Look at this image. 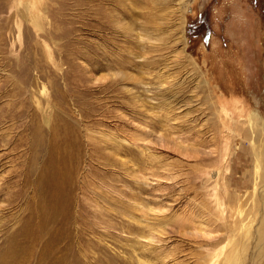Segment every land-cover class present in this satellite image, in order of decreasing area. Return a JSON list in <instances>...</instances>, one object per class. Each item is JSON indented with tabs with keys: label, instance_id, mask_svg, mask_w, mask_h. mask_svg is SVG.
<instances>
[{
	"label": "rangeland",
	"instance_id": "rangeland-1",
	"mask_svg": "<svg viewBox=\"0 0 264 264\" xmlns=\"http://www.w3.org/2000/svg\"><path fill=\"white\" fill-rule=\"evenodd\" d=\"M250 124L264 163V0H0V264H204L211 239L140 211L240 207L229 244L264 264ZM159 135L221 153L220 178Z\"/></svg>",
	"mask_w": 264,
	"mask_h": 264
},
{
	"label": "bare ground",
	"instance_id": "bare-ground-1",
	"mask_svg": "<svg viewBox=\"0 0 264 264\" xmlns=\"http://www.w3.org/2000/svg\"><path fill=\"white\" fill-rule=\"evenodd\" d=\"M27 8H28L27 4L25 3V5H24L25 11H27ZM31 18L36 21V17L35 18L31 17ZM176 118L177 117L165 114L166 122H169L168 124L171 127H173V128H170V130H171L170 133H172V134L179 132V131H176V129H174L175 127H177L179 125V124L174 123V120ZM234 125H235V121L230 123L231 127L227 126V128L229 130V134H228L229 137H230V134L233 135L235 133V126ZM257 128H259V127H257ZM248 131H249L248 138H249L250 142L248 141V138H247V141L249 142V144L252 148V155L255 157L254 160L256 162L255 176L254 177L252 176L254 178L253 189H252L253 193L255 194L254 195V206L260 207V203H258L256 198L258 197V194H260V197H262V198L264 197V189L263 188L260 189L261 186L259 185V180H258V178L261 177V171L262 170H263V175H264V163L262 162V160H260V158L258 157V155L254 151L253 139L255 138V136H257V138H262L263 134H262V131L260 129L254 130L253 124L249 125ZM184 133H186V132H184ZM157 138L160 141L167 139L163 135H159V136H157ZM167 140L169 142L173 143V145L176 148H178L181 152H185V154L187 156H193L194 158H196L197 161H202L205 158L211 159L212 160L211 163L214 166H216V168L211 171V176L215 180H218L220 178L221 169L223 168L221 165H222V163H224L223 159H220L221 153H218V152L214 153L213 151H210V150H204V148H200V146H202V145H200V144L196 145L195 143H192V142L190 143V139L188 137H186L183 140V139H181L180 135H175V137H169V139H167ZM187 140H188V142L185 144L184 141H187ZM227 143H228L227 141L222 142V144L225 145L223 147V149H224L223 150V156L226 155V153H227V148H226ZM143 150H146L150 155L153 154L152 148H150V146L144 145ZM216 155H218V156H216ZM215 161H217V162L215 163ZM224 170H225V167H224ZM169 178L170 179L172 178V176H170V174H169ZM218 195H217V197L219 199ZM217 203H218V201H217ZM166 208H168V207H166ZM138 211H140V210H138ZM159 211H161V209L157 210L156 214L155 213L154 214L148 213V211H145L144 209H142V211H140L143 216L147 217V215H154L156 217L155 219H161L162 220L161 223L160 222H158V224L156 223L157 226L156 225L149 226L150 232L151 231L152 232L157 231V233H160V232L162 233V232H164L165 229H168V225L170 224L171 228H172V226H174L176 231L182 237H185V239L187 238L188 241H194V240H192V238L197 239L199 237L211 239L212 242H211V244H208V245L213 246V248H212V251H210L211 253H209V251L207 250L208 252H207L206 256L204 257V261H203L204 264H216L217 260H219L218 264H242V260L244 259V257H239L241 254L238 251L237 247L239 245L243 244V239L241 240L242 244H236L234 247H232V244H229L231 242V238L234 237V235L236 236L237 234L239 236H242L246 242H249V240H250V231H252L250 229V225H251L252 221H254L253 219L255 217L253 218V215H250V217L246 219V216L243 214L244 211L242 210V207H240V209L238 210V212L236 214V222H235L236 226L235 227L225 225V219L227 217L225 215H223L224 213L223 214H221V213L214 214V213H212L206 209H204V211H205L204 215H198V219L193 220V221L191 219L187 220L185 217L183 218V220L182 219H179V220L171 219V213L168 214V218H167L165 211L164 212L161 211L160 215H159ZM170 212H172V210ZM257 212H259V211H257ZM189 214L191 215L193 213H189ZM247 215H249V214H247ZM163 218H165V219L163 220ZM262 219L260 222L261 224L264 223V206H263ZM162 223H164V225H161ZM213 223H219L220 224L221 230H222V231L220 230V233H223L225 235V237H224L225 242L222 240L219 241V238L217 235L220 233L215 232ZM259 227L260 226H258V228ZM256 229H257V227H256ZM224 230H225V232H224ZM239 236H238V238H239ZM142 246H145V248H150V245H148V244H143ZM244 247H245V244H244L243 248ZM207 249H209V248L207 247ZM211 256H213V258H211ZM145 263H146V261H145Z\"/></svg>",
	"mask_w": 264,
	"mask_h": 264
}]
</instances>
